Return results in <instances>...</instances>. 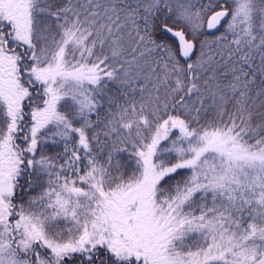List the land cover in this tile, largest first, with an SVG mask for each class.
Listing matches in <instances>:
<instances>
[{
	"label": "snow or ice",
	"instance_id": "6c2138e0",
	"mask_svg": "<svg viewBox=\"0 0 264 264\" xmlns=\"http://www.w3.org/2000/svg\"><path fill=\"white\" fill-rule=\"evenodd\" d=\"M0 264H264V0H0Z\"/></svg>",
	"mask_w": 264,
	"mask_h": 264
}]
</instances>
